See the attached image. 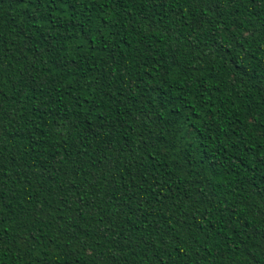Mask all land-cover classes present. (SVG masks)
<instances>
[{"label":"trees","instance_id":"16d2710c","mask_svg":"<svg viewBox=\"0 0 264 264\" xmlns=\"http://www.w3.org/2000/svg\"><path fill=\"white\" fill-rule=\"evenodd\" d=\"M0 264H264V0H0Z\"/></svg>","mask_w":264,"mask_h":264}]
</instances>
